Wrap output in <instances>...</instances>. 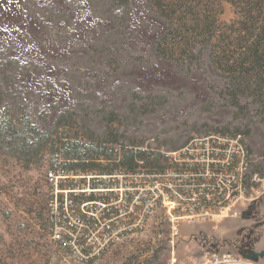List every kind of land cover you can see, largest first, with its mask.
<instances>
[{"label":"rangeland","instance_id":"obj_1","mask_svg":"<svg viewBox=\"0 0 264 264\" xmlns=\"http://www.w3.org/2000/svg\"><path fill=\"white\" fill-rule=\"evenodd\" d=\"M220 1V19L231 22L234 7ZM92 4L0 0V116L29 118L41 130L73 116L81 124L63 129L67 134L84 125L104 136L112 128L111 143L149 147L181 169L171 165L151 174L141 167L105 178L104 185L71 175L56 186L47 179L54 167L49 148L30 165L0 154V264H198L227 252L249 258L260 253L252 260L264 264V188L258 193L260 185H253L252 194L231 197L226 215L211 206L215 220L198 221L209 197L180 165L186 146L191 144L192 157H201L209 142L220 147L221 159L226 149L233 152L234 186L245 172L264 176V124L235 138L246 130L244 122L214 98L208 63L187 70L156 50L165 23L148 0H130L126 7L111 0ZM219 168L221 178L230 171L226 164ZM92 184L132 188L136 212L127 213L129 195L112 192L106 196L113 209L85 206L87 228L80 240L70 238L71 226L79 223L71 194L87 197ZM111 213L114 221L105 220Z\"/></svg>","mask_w":264,"mask_h":264},{"label":"trees","instance_id":"obj_2","mask_svg":"<svg viewBox=\"0 0 264 264\" xmlns=\"http://www.w3.org/2000/svg\"><path fill=\"white\" fill-rule=\"evenodd\" d=\"M111 1L124 7L130 2ZM148 1L165 23V31L155 42L159 54L187 70L201 61L208 63L213 77L209 87L214 98L231 107L233 116L244 122L241 127L246 130L236 135L248 134L258 122L264 124V0H225L231 3L236 14L231 22L220 19L223 11L220 0ZM90 2L95 5L96 0ZM70 118L72 120H68ZM72 124L81 122L73 119V116H61L54 127L41 130L29 118L17 122L12 117L2 115L0 154L16 157L30 165L38 163L44 150L49 148L54 160L53 169L62 170L67 178L79 175L85 180L91 176L93 181L96 179L103 185L106 175L136 173L141 167L151 174L171 165L181 169L161 153L135 149L138 145L130 147L117 141L111 143L112 128L104 136L88 130L84 125L76 128L73 134H67L63 129L73 127ZM186 168L187 171L190 166ZM226 168L231 170L233 165ZM216 170V176L208 177L202 169L201 174L194 178L197 185H208L201 193H212L228 181L227 174L221 178L220 168ZM247 179L248 176L242 178L243 183ZM97 185L92 184V191L87 197L83 196L84 193L71 194L74 195L72 201L75 211H80V205L84 202L100 203L108 199L106 195L109 193ZM81 190L86 192V188Z\"/></svg>","mask_w":264,"mask_h":264},{"label":"built area","instance_id":"obj_3","mask_svg":"<svg viewBox=\"0 0 264 264\" xmlns=\"http://www.w3.org/2000/svg\"><path fill=\"white\" fill-rule=\"evenodd\" d=\"M237 137H242V135H237L235 136V138ZM232 146V144H231ZM133 147V146H132ZM139 147H135V149H137ZM143 149L145 150H149V147H144ZM184 149H186V151L189 153L184 159L183 162H180V165H184V166H190V169L188 172V175L195 178L197 177L199 174H201L202 169H204L203 172H205V175L208 177L211 176H216V172H217V168H219V166H223L226 164L227 166H231V162L233 159V152L231 153V149L228 148L225 150V156L221 159L220 157V147L219 146H215V145H210L209 142L206 143V146L203 148H200L203 150L204 153L201 157H192L191 153L193 152V148L191 146V144H189L188 146H186ZM162 153H166L169 154V152L166 151H161ZM191 167H194V169H192ZM231 170L228 172L226 171V174L228 176V181L226 183H223L222 185H220L219 188H216L215 190H213L212 193H208L207 196L209 197L208 200H205V203L203 204L202 209L206 208V212L205 213H201V216L199 219H197L198 221H209V220H215L217 214H209V210H212L211 206H215V207H219L221 208V215L224 214L226 212V210L229 209V206L227 207V205L229 204V202H231V197L232 199L236 197V195L238 196V194H243L244 192L249 194V192L252 194V190L254 191L255 189H253V185H257L259 184L260 188L257 189L256 192H262L260 191L262 188H264V176H262V174L260 175L259 173H255L252 176V172H245V174L243 175V177H241L238 181V185L234 186L231 182ZM129 175V172H119L115 175H106L105 178L108 179H113L115 180V178L119 175ZM134 173H131L130 175H132ZM248 176V179L246 180V183H243L242 178H245ZM68 176L62 171V170H56V169H51L47 172V179L51 182H53L54 184H56V186H58V182L59 179H65ZM252 185V186H251ZM197 188L199 187V192H202L203 188L208 187V185L206 183H203L202 185H196ZM236 187V188H235ZM89 189V188H88ZM238 189V193H235V190ZM80 190V189H79ZM101 190H103L105 193H112V192H119L120 195L126 194L130 196V204H129V211L127 212L128 214H134L136 211V207L134 206V202L135 198H134V192L132 188H128L123 189L120 188L119 186H115V187H110L108 186L107 188H102ZM66 191V190H65ZM71 191H76V190H70ZM87 191V189H86ZM125 191V192H124ZM264 193V192H263ZM209 195H212L213 197L211 198ZM212 201V202H211ZM71 203L73 204V201L71 200ZM67 204V203H66ZM90 202H84L80 205V211H76V214L74 215L75 218L79 221V223L75 222V226H71V231H69V237L70 238H74L76 240H80L79 237L81 236V230L82 228H87V225H85V221H86V212H85V206L89 205ZM100 205H102L105 211L109 212L111 209H113L111 206H113L114 202L108 198L103 202L99 203ZM111 207V208H110ZM67 209V206L66 208ZM75 211V210H74ZM82 211V213H81ZM227 213H225L226 215ZM110 216L108 218H106L105 220H110V221H114V217L113 214H109ZM79 226V228H78ZM110 226L108 225V228ZM178 225L173 223L172 225V235H176L178 234ZM85 238L88 237V234H84ZM81 238V237H80ZM254 258V257H252ZM252 258H249L247 256H243L242 254H233L230 252L227 253H212L210 254L208 257H206L203 261H201L198 264H254V261L252 260ZM171 264H175V263H171Z\"/></svg>","mask_w":264,"mask_h":264},{"label":"water","instance_id":"obj_4","mask_svg":"<svg viewBox=\"0 0 264 264\" xmlns=\"http://www.w3.org/2000/svg\"><path fill=\"white\" fill-rule=\"evenodd\" d=\"M259 255H262V254H260V253H259V254H254L253 257L256 258V257H258Z\"/></svg>","mask_w":264,"mask_h":264}]
</instances>
